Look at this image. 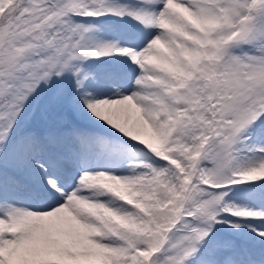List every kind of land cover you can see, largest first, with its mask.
I'll return each mask as SVG.
<instances>
[{
  "label": "snow or ice",
  "instance_id": "obj_1",
  "mask_svg": "<svg viewBox=\"0 0 264 264\" xmlns=\"http://www.w3.org/2000/svg\"><path fill=\"white\" fill-rule=\"evenodd\" d=\"M0 264H264V0H0Z\"/></svg>",
  "mask_w": 264,
  "mask_h": 264
}]
</instances>
